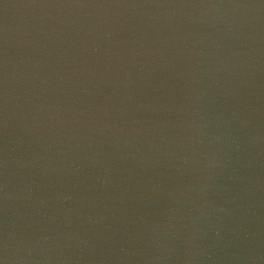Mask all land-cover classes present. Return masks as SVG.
I'll use <instances>...</instances> for the list:
<instances>
[{
  "label": "water",
  "instance_id": "water-1",
  "mask_svg": "<svg viewBox=\"0 0 264 264\" xmlns=\"http://www.w3.org/2000/svg\"><path fill=\"white\" fill-rule=\"evenodd\" d=\"M4 264H264V0H0Z\"/></svg>",
  "mask_w": 264,
  "mask_h": 264
},
{
  "label": "snow or ice",
  "instance_id": "snow-or-ice-1",
  "mask_svg": "<svg viewBox=\"0 0 264 264\" xmlns=\"http://www.w3.org/2000/svg\"><path fill=\"white\" fill-rule=\"evenodd\" d=\"M0 264H4L3 260H0Z\"/></svg>",
  "mask_w": 264,
  "mask_h": 264
}]
</instances>
